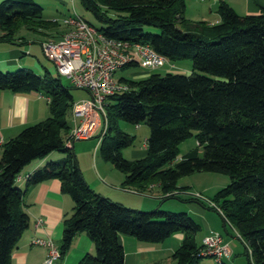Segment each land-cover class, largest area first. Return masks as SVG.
<instances>
[{"label":"trees","instance_id":"16d2710c","mask_svg":"<svg viewBox=\"0 0 264 264\" xmlns=\"http://www.w3.org/2000/svg\"><path fill=\"white\" fill-rule=\"evenodd\" d=\"M82 4L101 21L95 27L106 36L148 44L169 64L192 61L186 73L170 66L165 72L144 67L150 71L144 77L117 78L129 88L106 99L107 127L98 144L100 154L125 173V186L145 189L155 183L165 198L176 196L165 193L180 188L191 193L189 187L177 185L182 176L201 171L227 174L229 182L210 197L211 206L220 212L224 228L228 224L242 239L252 264H264V6L258 13L240 14L222 0L220 21L209 23L189 19L185 0H82ZM59 24V18H44L43 7L35 0L0 2L1 39L12 40L22 28L39 31ZM135 65L142 67L132 59L121 68ZM0 89L41 91L50 110L45 119L24 127L2 145L0 264H12V250L30 224L25 189L51 178H58L74 201L73 212L63 220L59 256L81 232L91 238L95 251L78 264H124L119 233L161 242L181 232L172 262L161 264H202L211 256L201 252L202 242L195 238L201 226L188 212L158 206L135 209L90 187L69 137L73 95L60 77L26 67L0 69ZM121 119L149 126L145 155L130 159L122 154L135 136L119 127ZM191 135L197 146L177 160L179 144ZM55 151L65 155L53 158ZM41 159L46 160L28 172L21 188L20 172L33 169L30 166ZM217 263L225 264L223 258Z\"/></svg>","mask_w":264,"mask_h":264},{"label":"crops","instance_id":"0c3cea01","mask_svg":"<svg viewBox=\"0 0 264 264\" xmlns=\"http://www.w3.org/2000/svg\"><path fill=\"white\" fill-rule=\"evenodd\" d=\"M220 1L222 0H200L197 6L192 8H188L189 6H187L185 1V15L191 20H206L209 23H218L221 19L218 12ZM224 1L232 5L240 14L258 13L261 6H264V0ZM63 17H61V20ZM23 29L27 30L25 28L20 29L12 40L0 38V69L13 70L18 67L28 68L26 61H28L27 54H31L28 47L30 43L37 41L41 44L45 40H58L61 38L66 26L61 24L51 29H42L39 31L27 30L39 34L38 39H31L27 34L19 35V32ZM22 44H27V46H23ZM172 64L173 67L170 69L173 71L185 73L190 71L186 64L178 62ZM164 65L165 63H162L156 69ZM141 66H133L143 69L133 72L132 77L140 78L141 76L149 74L150 71L144 69L143 65ZM45 70L47 71V69ZM45 75L47 74L45 73ZM49 114V100L43 92L29 89L22 91L0 89V135L4 143L17 135L24 127L45 119ZM71 119L73 120V117ZM71 144L74 148V143L71 142ZM97 144L99 143H96V147H98ZM145 153L146 141L140 150L134 149L132 151V156L133 158H137L145 155ZM1 154L2 146L0 147V158ZM53 154L51 153L50 156L57 159L63 156H54ZM45 160H37L30 167L33 166L34 169L35 167L41 166ZM82 167L83 176L93 190L110 197L112 200L140 208L139 205L143 202L141 199H137L135 195H131L136 194L133 193L132 189L139 193H146L144 190L148 187L145 189H137L133 186H125V173L116 168L112 163H109V161H103V159L97 161V154H95L94 161H89V164L84 162ZM33 169H24L18 175L17 183L21 188L25 187L28 172ZM195 174L204 177L208 176L206 175L208 173L204 171L195 172L186 175L185 179L180 182L178 180L177 185L180 187L187 186L189 187L188 189H191V186L195 185L191 176H195ZM213 176L215 175H211V178ZM217 185L213 186V189L214 187H218ZM153 187L159 189V191L157 190L152 193L153 196L157 198L162 197L163 193L160 187L157 184ZM201 187L202 190L208 189V186ZM180 190L183 189L180 188ZM24 204L30 216V224L12 250V264H48L45 262V259L49 253V247L44 244H34L32 241L36 238L50 240L59 249L63 231V220L73 212L74 201L70 194L62 190L61 181L58 178H51L26 188ZM190 205L194 210H198L204 215L205 226L211 227L205 219L204 211H201L193 203ZM39 218L43 220L41 225L36 224ZM182 237L183 234L181 232H175L161 242H146L138 240L129 234H118V239L124 248V264L170 263L173 260L172 254L180 245ZM94 251L95 246L91 238L86 233L81 232L75 236L71 247L50 264H78L87 253H94Z\"/></svg>","mask_w":264,"mask_h":264},{"label":"built area","instance_id":"2783aa9c","mask_svg":"<svg viewBox=\"0 0 264 264\" xmlns=\"http://www.w3.org/2000/svg\"><path fill=\"white\" fill-rule=\"evenodd\" d=\"M61 23L66 26L61 38L43 41V51L55 64L60 76L68 78L75 87L88 91L86 97L73 102V126L69 137L73 140L97 137L99 143L107 127L106 99L129 88L126 82L115 77V73L132 59L150 69L168 61L148 44H131L106 36L77 13L63 17ZM169 66L172 68L173 64ZM3 142L0 135V147ZM154 185L150 184L148 188L152 189ZM178 192L173 190L165 194ZM194 195L202 198L200 192ZM42 223L41 218L37 219V225ZM32 242L49 247L46 263L50 264L59 257V250L50 240L36 238ZM202 245L201 252L213 256L217 261L230 254L228 243L216 230L204 235Z\"/></svg>","mask_w":264,"mask_h":264},{"label":"rangeland","instance_id":"374dc122","mask_svg":"<svg viewBox=\"0 0 264 264\" xmlns=\"http://www.w3.org/2000/svg\"><path fill=\"white\" fill-rule=\"evenodd\" d=\"M35 1L40 5H42L43 17L47 19H53L54 17H57L60 19L59 25L63 24L61 23L62 22L61 17L65 15H71L74 12L81 15L84 19H86L88 22H90L96 27L101 25V21L95 16V14L90 9L86 8L82 4V0H35ZM185 1L187 3V6H189L188 8L190 7L192 8V7H196L200 0H185ZM21 34L22 35L27 34V36H29V38L31 39L39 38L38 37L39 34H36L34 32H29L24 29L19 32V35ZM41 44L37 41L30 43L28 47L31 54L30 55L27 54L28 61H26L27 62L26 66L28 68L33 69L37 74L40 75H44L46 73L48 76L54 78L60 77V81L62 82V84L70 88L74 101L86 97L88 94L86 90L75 87L74 85H72V83L68 78L64 76H60L58 74L55 64L45 55ZM22 45L27 46V44H22ZM178 63L186 64L187 67L189 68L188 70H191L192 68V61L190 58L179 60ZM45 69H47V71ZM141 69L143 68L127 66L119 69L115 73V77L119 78L121 76H125L130 78L133 76V72L139 71ZM13 70H9V71H13ZM168 70H170L169 63L166 62L164 66H161L155 69L154 71L165 72ZM3 71H7V70L4 69ZM67 118L68 121L71 122L72 124V120L70 119V116H68ZM119 127L135 136L133 144L131 146L124 147L122 149V154L126 158L131 159L133 158L132 151L134 149L140 150V148H142L149 133V126L146 123H141L137 126L134 123H130L121 119L119 121ZM97 142H98L97 137L74 140L73 142L74 152L81 170L83 168L82 164H84V162L89 164V161L95 160V154H97V161H100V159H103V161H107L101 156L100 148L98 149V147H96ZM195 146H197V140L194 135H191L187 137L185 140H183L178 146L177 160H180L184 154H186L191 148ZM53 155L64 156L65 153L62 151H55ZM33 170H31L30 172H32ZM206 173H208L206 174L208 176L205 177L200 176L198 174H195V176H191L193 182L195 183V185L191 186V189H189L191 193H186L185 191L183 192V190H181L178 193H176V196L174 197L165 198L163 196L157 198L153 196L152 194L153 192H156L157 190L159 191L157 187H153V189H149V188L145 189L144 191L146 193H139L132 189L133 193L136 194H131V195H135L136 198L139 200L141 199L143 203L139 205L140 208L134 206L131 207L135 209L150 211L158 206L163 210H170L173 212L186 211L201 226V228L196 232L195 235V238L198 243H201L203 236L208 231H210L209 229L219 231L223 234L224 240L228 242L229 250H230V254L228 256L223 257V261L225 262V264H252L251 254L249 251H247L242 239L237 236L236 231L228 224L226 225V228H224L223 220L220 215V212L211 206L212 202L210 201V197H212L219 188H221L222 186H224L229 182V176L227 174L219 173V172H210V173L206 172ZM211 175H215V176L211 178ZM185 177L186 176H182L181 178H179V182L185 179ZM214 177H218V178H214ZM215 185H217L218 187H214L213 189V186ZM201 186H208V189L202 190ZM196 192H200L202 198L196 197L194 195ZM191 203L199 207L201 211H204L205 219L209 222L211 227L205 226L204 215H202L200 211L194 210L193 207H191L190 205ZM202 264H218V263L213 256H208L203 259Z\"/></svg>","mask_w":264,"mask_h":264}]
</instances>
